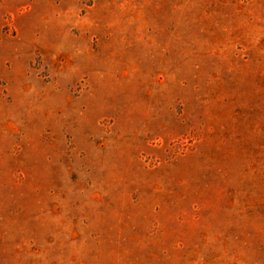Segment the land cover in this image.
<instances>
[{
    "label": "rangeland",
    "instance_id": "rangeland-1",
    "mask_svg": "<svg viewBox=\"0 0 264 264\" xmlns=\"http://www.w3.org/2000/svg\"><path fill=\"white\" fill-rule=\"evenodd\" d=\"M0 264H264V0H0Z\"/></svg>",
    "mask_w": 264,
    "mask_h": 264
}]
</instances>
